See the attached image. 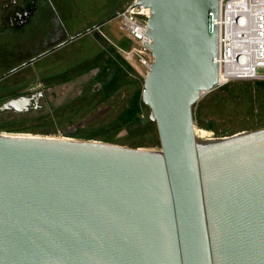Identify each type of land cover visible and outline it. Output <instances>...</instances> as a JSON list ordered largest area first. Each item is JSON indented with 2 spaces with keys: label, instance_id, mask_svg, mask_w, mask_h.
<instances>
[{
  "label": "water",
  "instance_id": "obj_1",
  "mask_svg": "<svg viewBox=\"0 0 264 264\" xmlns=\"http://www.w3.org/2000/svg\"><path fill=\"white\" fill-rule=\"evenodd\" d=\"M138 5L160 149L0 133V264H264V127L194 132L218 84L219 0Z\"/></svg>",
  "mask_w": 264,
  "mask_h": 264
},
{
  "label": "flooded vegetation",
  "instance_id": "obj_2",
  "mask_svg": "<svg viewBox=\"0 0 264 264\" xmlns=\"http://www.w3.org/2000/svg\"><path fill=\"white\" fill-rule=\"evenodd\" d=\"M64 7L63 0H0V115H13L10 124L70 117L92 101L112 107L117 98L119 47L103 30L108 18L74 26Z\"/></svg>",
  "mask_w": 264,
  "mask_h": 264
},
{
  "label": "rangeland",
  "instance_id": "obj_3",
  "mask_svg": "<svg viewBox=\"0 0 264 264\" xmlns=\"http://www.w3.org/2000/svg\"><path fill=\"white\" fill-rule=\"evenodd\" d=\"M65 3V9L69 8L70 21L74 26L85 24L87 22H95L101 18H109L129 3L134 0H63ZM70 9H72L70 13ZM104 32L107 34L109 40L115 43L119 47V55L125 61L127 65L131 67L128 69L125 80L119 81V91L115 95L117 98H112V107H104L100 105L99 109L95 108L92 104L87 107H82L80 111L70 117H57L52 119L49 117H42L41 119H30L27 122H21L13 127L9 125V118L13 116L9 113L0 115V133L19 134V135H39L50 136L58 138H74L78 140H87L85 136H90L91 133H97V137L93 139L108 142L112 144H118L129 147H145L153 150H159V142L156 135L145 133V137L148 138L147 144H140L141 140L146 139L144 134H138V131H133L126 127L113 128L112 124L116 121L117 117L123 112L124 109L130 105V99L136 89L140 92L143 88V79L146 72L139 65L137 58L134 54L128 55L127 53L133 47L132 42L127 38L124 32L120 29V19L114 18L106 24ZM94 47V44H92ZM83 55H78L76 61H80ZM93 75V74H92ZM250 82V81H242ZM241 84L237 83L236 87L230 86L229 89L216 87L211 92L206 93L203 98L200 99L198 106L193 109V114L196 110L198 119L207 122L211 121L213 130H207L210 132V138H217L222 136H228L238 132H246L254 130V124L256 121L264 120V105L261 106V113L257 116H253L248 112L249 101L248 98L242 94L239 90ZM95 88V85L92 86ZM241 93V94H240ZM141 98V97H140ZM142 100V99H141ZM87 110L90 114H84ZM112 111L108 114V110ZM256 112L259 109H255ZM149 108L143 107L139 113L140 120L145 123L148 120ZM35 115V114H34ZM34 115L30 117H34ZM86 116V117H82ZM94 115L98 118L91 123H87L80 127L77 124L81 121L91 119ZM101 116V117H100ZM255 117V118H254ZM195 128H201L194 119ZM18 130V131H17ZM100 131V132H99ZM145 132V131H144ZM150 134V135H149ZM99 135V136H98ZM66 136V137H65ZM93 136V135H91ZM208 140V139H198Z\"/></svg>",
  "mask_w": 264,
  "mask_h": 264
},
{
  "label": "built area",
  "instance_id": "obj_4",
  "mask_svg": "<svg viewBox=\"0 0 264 264\" xmlns=\"http://www.w3.org/2000/svg\"><path fill=\"white\" fill-rule=\"evenodd\" d=\"M119 11L120 29L132 42L127 53L134 54L147 72L151 67V38L148 36L149 9L133 6ZM215 23L218 26V84L264 81V0H219Z\"/></svg>",
  "mask_w": 264,
  "mask_h": 264
},
{
  "label": "trees",
  "instance_id": "obj_5",
  "mask_svg": "<svg viewBox=\"0 0 264 264\" xmlns=\"http://www.w3.org/2000/svg\"><path fill=\"white\" fill-rule=\"evenodd\" d=\"M128 69H131L129 65L125 63V61L120 57L119 55V81L125 80L126 75L128 73ZM120 83V82H119ZM237 83H240L241 89H239L243 95H245L248 98L249 101V109L248 112L252 114L253 116H257V114L261 113V106L264 105V81H253V82H230L222 88L229 89L230 86L236 85ZM229 87V88H228ZM236 87V86H232ZM237 88V87H236ZM241 94V93H240ZM141 92L139 89H136L133 93L132 98L130 99V105L128 108L124 109L123 112L120 113V115L117 117L116 121L112 124L113 128H120V127H126L129 129H133V131H138V134L146 136L145 133H150L151 135H156V126L155 124L149 120L147 122L143 123L140 120L139 113L143 107L146 105L141 100ZM200 103H197V106ZM255 109H259L258 112L255 111ZM194 119L197 122V124L202 129H208L213 130V125L211 121L204 122L200 119H198L197 112L195 110ZM255 118V117H254ZM17 123H9V125L13 127H17ZM264 127V120L263 121H256L254 124L253 129H259ZM18 131V130H17ZM145 131V132H144ZM100 132V131H99ZM98 133V132H97ZM97 133H91L90 136H85L86 139H93L94 137H97ZM149 134V135H150ZM93 135V136H91ZM99 136V135H98ZM146 138V137H145ZM148 138L141 140L140 144H147Z\"/></svg>",
  "mask_w": 264,
  "mask_h": 264
},
{
  "label": "bare ground",
  "instance_id": "obj_6",
  "mask_svg": "<svg viewBox=\"0 0 264 264\" xmlns=\"http://www.w3.org/2000/svg\"><path fill=\"white\" fill-rule=\"evenodd\" d=\"M194 132H195V136H196L197 140L200 138L209 140L210 135H211L210 132H208L207 130L202 129V128H194ZM6 134H8V133H6ZM11 135H19V134H11ZM36 136H39V135H36ZM48 137H50V136H48ZM54 138H58V137H54ZM199 141H201V140H199ZM203 141H205V140H203Z\"/></svg>",
  "mask_w": 264,
  "mask_h": 264
}]
</instances>
